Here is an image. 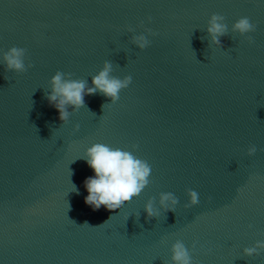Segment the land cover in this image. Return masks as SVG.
<instances>
[{
    "label": "water",
    "instance_id": "water-1",
    "mask_svg": "<svg viewBox=\"0 0 264 264\" xmlns=\"http://www.w3.org/2000/svg\"><path fill=\"white\" fill-rule=\"evenodd\" d=\"M106 64L132 77L119 100L86 94L62 122L53 77L87 93ZM95 144L150 168L118 210L85 202ZM178 241L192 264H264L244 252L264 241V0H0V264H173Z\"/></svg>",
    "mask_w": 264,
    "mask_h": 264
},
{
    "label": "clouds",
    "instance_id": "clouds-1",
    "mask_svg": "<svg viewBox=\"0 0 264 264\" xmlns=\"http://www.w3.org/2000/svg\"><path fill=\"white\" fill-rule=\"evenodd\" d=\"M222 19L221 16L213 15L208 28V32L216 44L220 43L219 37L223 36L227 30V26L219 22ZM233 30L244 35L254 32L255 25L247 17H243L234 24ZM249 39L252 43L251 37ZM137 43L143 49L147 41L144 40V37H140ZM23 55V49L16 47L10 49L4 56L8 70L24 71ZM110 71L111 65L106 64L104 70L93 78L94 87L89 88L87 93H85V82L64 80V74L58 72L53 77L52 92L48 96V101L58 111L59 119L66 122L69 116L67 107L72 106L74 109L84 107L85 95H94L97 90L111 99L113 103L117 102L120 98V91L132 82V77L121 81L110 77ZM255 152L256 148L253 146L249 151V155H253ZM87 163L95 175L85 181L88 192L85 202L94 210H99L101 207H105L109 211L118 210L138 196L148 183L149 166L135 158L131 153L120 149L95 144L87 152ZM190 195L191 205H197L199 203L198 193L193 191ZM168 200H171L173 205L177 203L171 195H165L161 200V204L166 206ZM146 212L149 218L158 215L154 212L151 204L146 207ZM260 251H264V241H258L254 247L244 250L247 256L259 254ZM172 252L173 264H192L191 256L182 242L178 241L173 246Z\"/></svg>",
    "mask_w": 264,
    "mask_h": 264
}]
</instances>
